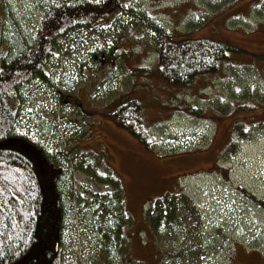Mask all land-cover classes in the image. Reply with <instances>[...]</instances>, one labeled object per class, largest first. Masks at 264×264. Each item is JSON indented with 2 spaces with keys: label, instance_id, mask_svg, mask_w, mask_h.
<instances>
[{
  "label": "rangeland",
  "instance_id": "374dc122",
  "mask_svg": "<svg viewBox=\"0 0 264 264\" xmlns=\"http://www.w3.org/2000/svg\"><path fill=\"white\" fill-rule=\"evenodd\" d=\"M57 1L0 0L6 42L34 34ZM129 1L155 11L172 36L211 37L238 51L176 88L151 73L156 35L135 16L60 39L49 78L21 91L16 128L57 153L70 183L63 263L264 264V0ZM130 100L139 136L118 120ZM109 176L118 188L102 182ZM113 188L124 210L116 218H126L120 240L100 237L85 217L114 224L115 212L101 216ZM153 199L173 210L159 228Z\"/></svg>",
  "mask_w": 264,
  "mask_h": 264
},
{
  "label": "trees",
  "instance_id": "16d2710c",
  "mask_svg": "<svg viewBox=\"0 0 264 264\" xmlns=\"http://www.w3.org/2000/svg\"><path fill=\"white\" fill-rule=\"evenodd\" d=\"M123 15L135 16L154 31L156 51L150 71L176 88L188 87L200 76L211 75L229 65V54L238 51L211 37L172 36L156 20L155 11L141 12L129 0H58L46 7L36 32L18 37L15 45L9 39L6 42L2 35L0 14V264H64L60 244L66 218L73 215L70 183L62 179L64 171L58 165L59 156L16 128L23 101L21 91L34 79L49 78L46 63L61 38L80 29L109 28ZM115 54L111 52L110 58ZM134 106L128 101L126 116L118 120L129 124L130 131L139 136L134 130L139 125L135 126L133 119ZM187 108L192 113H200L202 109L194 104ZM106 178L103 183L118 188L115 179ZM115 188L105 196L101 213L104 216L115 212L114 224L108 221L97 224L92 212H86L85 217L100 237L111 238L115 232L120 240V225L126 218L124 213L121 220L116 218L124 210ZM151 205L150 220L153 227L159 228L173 210L164 199H153ZM119 247L123 245L120 243Z\"/></svg>",
  "mask_w": 264,
  "mask_h": 264
}]
</instances>
